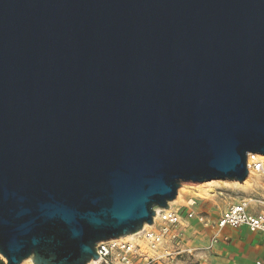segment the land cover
<instances>
[{
    "label": "water",
    "instance_id": "95a60500",
    "mask_svg": "<svg viewBox=\"0 0 264 264\" xmlns=\"http://www.w3.org/2000/svg\"><path fill=\"white\" fill-rule=\"evenodd\" d=\"M250 154L264 0H0L6 264L97 261L183 183L244 182Z\"/></svg>",
    "mask_w": 264,
    "mask_h": 264
},
{
    "label": "built area",
    "instance_id": "2783aa9c",
    "mask_svg": "<svg viewBox=\"0 0 264 264\" xmlns=\"http://www.w3.org/2000/svg\"><path fill=\"white\" fill-rule=\"evenodd\" d=\"M250 154L247 159L248 170L252 169L258 176H264V162L255 160L249 166ZM220 197H223V193ZM219 196V195H218ZM194 206V205H193ZM192 206V207H193ZM192 207L185 213L181 209L170 208L156 213L154 223L140 236V243L125 242L114 239L97 244L99 256L92 264H163L186 255H192L197 250L191 246V232L196 226L202 229H216L212 244H216L222 231L227 228H246L250 232L261 233L264 236V196L252 194L231 203L226 209L218 207L214 217L198 212ZM6 264V261H4Z\"/></svg>",
    "mask_w": 264,
    "mask_h": 264
},
{
    "label": "crops",
    "instance_id": "0c3cea01",
    "mask_svg": "<svg viewBox=\"0 0 264 264\" xmlns=\"http://www.w3.org/2000/svg\"><path fill=\"white\" fill-rule=\"evenodd\" d=\"M229 205L222 206V210ZM215 234L216 229L205 230L199 226L192 230L191 246L197 250L195 256L201 259L200 264H264V236L261 233L246 228H227L222 231L219 241L212 244Z\"/></svg>",
    "mask_w": 264,
    "mask_h": 264
},
{
    "label": "rangeland",
    "instance_id": "374dc122",
    "mask_svg": "<svg viewBox=\"0 0 264 264\" xmlns=\"http://www.w3.org/2000/svg\"><path fill=\"white\" fill-rule=\"evenodd\" d=\"M255 183H253V186L249 188V190L245 191L242 188L238 187H227V188H219L215 191V196L214 194L211 198L207 197H196L193 198L192 195L188 193H184L183 197L185 200H196V204L192 206H188V204H178L175 205L174 208L176 209H181V212L185 213L188 208L192 207L198 212H204L207 213L209 216L214 217V215L218 212V207L224 206V205H229L233 202H236L238 200H241L243 198L250 197L252 194L255 195H262L264 196V176H259L255 177ZM187 185V184H182ZM255 185V186H254ZM222 192L223 197L218 196L217 193ZM136 243V242H134ZM140 243V242H137ZM196 253L194 252L193 255H186L181 258H177L173 263L171 264H200V260L197 256H195ZM1 259V257H0ZM2 260V259H1ZM4 262V261H3Z\"/></svg>",
    "mask_w": 264,
    "mask_h": 264
},
{
    "label": "bare ground",
    "instance_id": "6f19581e",
    "mask_svg": "<svg viewBox=\"0 0 264 264\" xmlns=\"http://www.w3.org/2000/svg\"><path fill=\"white\" fill-rule=\"evenodd\" d=\"M255 159H249L248 164L249 166L252 165V163L255 160H260L261 162H264V155H254ZM255 177H259L252 169L249 172V176L244 182H236V181H211V182H204L201 184H193V183H183L187 185H181L178 190V196L177 198L169 203V209L174 208L175 205L178 204H188V206H193L196 204V200L190 199L185 200L183 197L184 193H188L192 195L193 198L196 197H207L211 198L213 194H215V191L219 188H227V187H238L242 188L243 190H248L253 186V183H255ZM257 181V180H256ZM255 186V185H254ZM221 194V193H220ZM168 209V210H169ZM162 209L157 208L156 213L159 214ZM156 216V215H155ZM148 228V225H145L141 231H139L136 234L128 235L126 237H121L119 240H123L125 242H140L139 238L143 234V230H146ZM2 260L6 261L3 257H1ZM22 264H33L31 259H28L24 261ZM92 264V263H89Z\"/></svg>",
    "mask_w": 264,
    "mask_h": 264
},
{
    "label": "trees",
    "instance_id": "16d2710c",
    "mask_svg": "<svg viewBox=\"0 0 264 264\" xmlns=\"http://www.w3.org/2000/svg\"><path fill=\"white\" fill-rule=\"evenodd\" d=\"M0 264H4L3 260L0 259Z\"/></svg>",
    "mask_w": 264,
    "mask_h": 264
}]
</instances>
